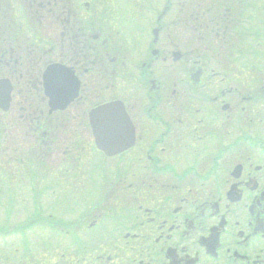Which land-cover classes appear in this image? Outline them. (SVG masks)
<instances>
[{"label": "flooded vegetation", "instance_id": "flooded-vegetation-1", "mask_svg": "<svg viewBox=\"0 0 264 264\" xmlns=\"http://www.w3.org/2000/svg\"><path fill=\"white\" fill-rule=\"evenodd\" d=\"M206 3L205 25L196 26L195 9L191 13L192 39L202 38L204 29L209 43H224L226 49L247 44L254 56L260 43H244L239 26L259 21L258 0ZM85 7L91 8V0ZM65 8L63 35L77 28L80 43L95 50L100 43H120L91 12L77 14L68 0ZM103 11L111 15L115 9ZM159 44L154 64H171L177 43ZM218 58L210 56L203 70L194 66L198 72L158 73V79L152 71L143 82L155 79L154 90L127 99L137 142L113 166L125 182L136 183L119 186L133 199L115 191L106 206L77 216L73 226L64 217L59 232L45 233L44 239L33 235L26 259L19 247L5 250L1 238L0 264H264V87L256 72L246 85L243 73L229 66L231 58L219 70ZM84 230H93L90 246Z\"/></svg>", "mask_w": 264, "mask_h": 264}, {"label": "rangeland", "instance_id": "rangeland-1", "mask_svg": "<svg viewBox=\"0 0 264 264\" xmlns=\"http://www.w3.org/2000/svg\"><path fill=\"white\" fill-rule=\"evenodd\" d=\"M138 0H135V2ZM142 1V0H139ZM153 5L151 6L150 4L146 6V4H143L140 12L139 17L134 18V24H131L130 22H126L127 27H129L128 30L123 32V39L125 43H127L129 47V54L130 58H132V63L128 61L127 65L128 70L131 72L132 77H139V70H138V65L140 64L139 62L144 61L145 57L148 55L149 51V46L150 43L153 41V34L152 30L157 25L156 20L157 16L159 13L162 11V4L161 0H151ZM259 5L263 6L264 5V0H259ZM144 3V2H143ZM3 4V0H0V5ZM4 8L6 10V15L4 14V17L2 15V12L0 10V50L2 52L4 51L5 47H9V44H14V43H5V41L11 40V36L14 37L13 32L18 31V29L14 28L15 22H19V27H23L25 30L23 37L21 39L23 40L22 43L18 44L19 50H20V55L23 57L22 59H30L32 62H36L38 66H40L42 63H44L46 60L51 59L53 56L55 57V54H59V52H62L63 55H65L64 52H66L64 45L66 40L64 38L62 39L63 36H61V33H54L53 37L50 41L46 40H41V37L39 35H44L47 38V33L48 28H42L39 32L36 30V34L34 37H30V31L26 32V27H31L33 28L34 23L32 21H29V16L28 10L25 7V5L22 4L21 1L19 0H4ZM264 6L262 7V9ZM19 19V20H16ZM260 24V23H258ZM36 25V24H35ZM34 25V27H35ZM124 24L122 23V27ZM36 29V28H35ZM259 32H262L264 35V29L261 27H258ZM14 30V31H13ZM178 33V32H176ZM179 34V33H178ZM48 39V38H47ZM36 42V43H35ZM184 42V41H183ZM182 42V43H183ZM26 44V46H24ZM207 43H201V45H206ZM214 43H210L211 47L210 48H215L213 45ZM196 45H199L197 43ZM24 46V49L22 47ZM180 49L183 51V45H180ZM42 48V49H41ZM43 48L46 50L51 49L50 55L49 53H43ZM62 48V51L60 50ZM196 52L201 55L204 54V51H201L199 47H196L194 49ZM1 53V52H0ZM190 60L193 58V55L188 57ZM138 61V63H137ZM137 63V64H136ZM182 64L188 68L192 67L193 64L190 62H185ZM157 71H160L159 68H157ZM161 71H164L161 69ZM6 70L4 67H0V76L3 77H8V73H5ZM129 72V73H130ZM26 74L24 75L25 78ZM16 82L17 88H22L24 85L21 84L24 82H20L19 84ZM117 92L115 91L114 93H111L108 95V97H112L115 95ZM14 122L12 119V114H4L3 112L0 111V123H3L5 125L6 130L11 133V123ZM263 128V127H262ZM261 127L259 129H262ZM90 137V138H89ZM86 145H87V151L84 153V157L82 159V165H87L88 160H90L91 157L97 156L95 150L93 149V144L91 141V135L86 134ZM5 139L8 140L9 137L8 135H5ZM71 153V150L68 151ZM128 155L125 156V158ZM38 154L35 155V157H32L31 160V166L26 163L24 167H26V171L20 172L22 169L21 165L15 164L11 161V159L6 156L5 157V165L4 168L0 167V199L4 200V208H5V213L8 211V216H13V209H6L7 206H9L11 203L10 201H15L18 205V207L15 208V211L17 210V214L15 212V218L14 222L12 218H9L3 213V210L0 209V215L2 218L5 217L4 223H8V225L13 224V223H24L27 219L29 221H34L35 216L33 214L39 213L37 210L41 209V212L43 213L42 215L44 217H48L50 214H54L57 216L56 218H60L62 215L60 212V209L57 210L56 205L58 201H69V199H78L79 200V195L76 193V188L74 187V191L70 190L73 187L70 185L71 182H74V179H76L79 176V170L71 172L70 170H65V167L69 165L67 164H62L61 166H58L59 163V158L63 159H68L69 157L65 155H59V156H53V162L55 165H52L51 163H48L43 159L44 165L40 163ZM41 157V156H40ZM99 160L101 163L104 165L109 166V163L112 164L113 162L104 160L102 156L99 157ZM121 159H116V162H119ZM123 161V160H122ZM114 165V164H112ZM0 166H3V164L0 162ZM115 166V165H114ZM1 169H3V172H1ZM50 169V170H48ZM113 169V167H111ZM25 175V176H24ZM4 176V180H3ZM24 176V177H23ZM32 176V179L30 177ZM34 176V178H33ZM35 180V181H34ZM74 185V184H73ZM46 186H49V193L47 195V192H43V197H41V200L43 199H50L43 201L41 204L35 201L37 205L36 207L34 206L35 204L32 201L34 190L36 191H44ZM32 188V189H31ZM55 191V192H51ZM19 201H23V203L20 204ZM16 205V206H17ZM22 208H21V206ZM35 207V208H34ZM39 208V209H38ZM3 213V214H2ZM69 216L71 218H74L75 215H78L77 211V206L73 205V208L69 210ZM5 215V216H3ZM36 224L31 227V229L34 231L36 229L42 231H46L45 227V222H42L39 224V221H35ZM44 226V227H42ZM55 227V225H53ZM27 231V230H25ZM7 241V239H6ZM9 243V241H7ZM5 250H7L6 245L4 244ZM15 246L12 245L11 248H14ZM5 253V252H4ZM6 258V256H5ZM14 259V258H13ZM6 263V261H5Z\"/></svg>", "mask_w": 264, "mask_h": 264}, {"label": "water", "instance_id": "water-1", "mask_svg": "<svg viewBox=\"0 0 264 264\" xmlns=\"http://www.w3.org/2000/svg\"><path fill=\"white\" fill-rule=\"evenodd\" d=\"M155 32L158 36V31ZM44 83L47 95L51 98L52 110L66 108L78 96L80 82L75 72L61 64L47 68ZM12 90L9 80H0V107L5 111L10 108ZM91 120L97 144L107 153L120 152L133 144L134 129L122 102L115 101L98 107L92 111Z\"/></svg>", "mask_w": 264, "mask_h": 264}, {"label": "trees", "instance_id": "trees-1", "mask_svg": "<svg viewBox=\"0 0 264 264\" xmlns=\"http://www.w3.org/2000/svg\"><path fill=\"white\" fill-rule=\"evenodd\" d=\"M80 54H84L83 49L82 48H79L78 46H75L74 49H73V56H74V58H77ZM31 73L34 76L33 79L36 81L37 86H40L41 81H40V78H38L39 75L36 74V73H34V71H31ZM10 142H11L12 145H14V139H13V137L11 138Z\"/></svg>", "mask_w": 264, "mask_h": 264}]
</instances>
